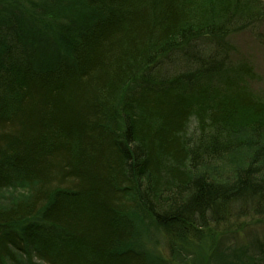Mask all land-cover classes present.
Returning <instances> with one entry per match:
<instances>
[{"label": "trees", "instance_id": "16d2710c", "mask_svg": "<svg viewBox=\"0 0 264 264\" xmlns=\"http://www.w3.org/2000/svg\"><path fill=\"white\" fill-rule=\"evenodd\" d=\"M263 24L264 0H0V264H264V98L229 40Z\"/></svg>", "mask_w": 264, "mask_h": 264}, {"label": "rangeland", "instance_id": "374dc122", "mask_svg": "<svg viewBox=\"0 0 264 264\" xmlns=\"http://www.w3.org/2000/svg\"><path fill=\"white\" fill-rule=\"evenodd\" d=\"M232 45L238 50L240 56L247 60L258 80L252 84V89L258 95L264 98V24L254 32H245L232 36L230 39ZM264 220L248 219L247 222L253 226L257 238L264 236ZM241 244L248 243L246 238L241 239Z\"/></svg>", "mask_w": 264, "mask_h": 264}]
</instances>
